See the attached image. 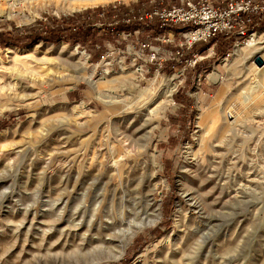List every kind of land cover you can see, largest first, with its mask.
I'll return each instance as SVG.
<instances>
[{
  "label": "rangeland",
  "instance_id": "374dc122",
  "mask_svg": "<svg viewBox=\"0 0 264 264\" xmlns=\"http://www.w3.org/2000/svg\"><path fill=\"white\" fill-rule=\"evenodd\" d=\"M141 1L158 5L0 0V32ZM253 34L260 42L244 47ZM263 34L264 25L232 36L226 54L221 40L200 43L191 49L200 68L181 51L183 36L157 41L163 31L147 26L108 44L98 62L89 45L66 41L0 49V264H264ZM143 43L161 48V59ZM184 59L189 70L179 67ZM105 171H122L124 182ZM107 182L92 219L86 208ZM234 195L235 205L224 206ZM205 198L227 217L206 215L194 203ZM133 204L146 226L126 221L128 232L91 252ZM201 216L210 224L196 234Z\"/></svg>",
  "mask_w": 264,
  "mask_h": 264
},
{
  "label": "trees",
  "instance_id": "16d2710c",
  "mask_svg": "<svg viewBox=\"0 0 264 264\" xmlns=\"http://www.w3.org/2000/svg\"><path fill=\"white\" fill-rule=\"evenodd\" d=\"M156 2L158 5L151 6L150 8L146 7V2L144 1H141L134 7H126L122 4L97 7L60 20L47 18L45 21L39 20L32 26L26 28L5 30L0 32V49L9 46L24 48L38 41L48 43L66 41L73 44H80L81 46L89 45V50L86 49L91 54V60L98 62L102 59L107 45L115 43L116 41H123L124 34L130 35L129 40L135 39L137 36L135 31L143 28V24L138 18L140 14L152 9L162 10L168 7L165 4L166 0H156ZM179 4L177 3V5ZM98 23H100L99 27L97 26ZM146 24L151 30L159 28L156 19H147ZM262 25H264V19L259 20L254 17L250 28L255 30ZM143 36L144 41L150 39L145 35ZM217 40L222 41L221 45L218 46V50L223 54L228 53L234 41L232 35L218 33L216 37L210 39L206 44H214ZM198 46L199 44L194 45L192 50H196ZM192 50L187 51L189 54L188 57L194 56L191 52ZM184 60L179 64V67H183ZM196 67L200 68L201 65L197 63L195 65Z\"/></svg>",
  "mask_w": 264,
  "mask_h": 264
},
{
  "label": "built area",
  "instance_id": "2783aa9c",
  "mask_svg": "<svg viewBox=\"0 0 264 264\" xmlns=\"http://www.w3.org/2000/svg\"><path fill=\"white\" fill-rule=\"evenodd\" d=\"M264 19V0H230L222 7L213 5L210 0H182L179 5L168 6L162 10L152 9L139 15V21L143 24L141 30L135 31L140 34L147 26V19H156L159 29L163 31V37L155 39L163 42H170L178 33L184 37L181 51H189L194 45L206 43L216 37L218 33H225L234 37H245L254 29L250 28L253 18ZM127 40L130 35L124 34ZM168 37V39L166 38ZM145 48L150 45L143 43ZM161 48L150 47L153 60H160ZM177 54L181 55L180 50ZM195 65L198 63L197 57L193 59ZM183 61L180 62V64ZM187 60H184L183 68Z\"/></svg>",
  "mask_w": 264,
  "mask_h": 264
},
{
  "label": "bare ground",
  "instance_id": "6f19581e",
  "mask_svg": "<svg viewBox=\"0 0 264 264\" xmlns=\"http://www.w3.org/2000/svg\"><path fill=\"white\" fill-rule=\"evenodd\" d=\"M46 1H49V2H54L56 5H62V6H66L67 8H71V9H83V8H87V7H92V6H96V5H102V4H107L109 2H113V1H116V0H46ZM260 36L257 35V34H253L252 35V39L249 40L246 44H243L244 47L246 48H254L256 47L257 43L260 42ZM264 37V34L263 36ZM263 40V39H261ZM241 47V46H239ZM238 47V49H239ZM261 80H260V83L262 82L264 84V77L262 74H258L257 75ZM151 89L147 90L146 92H142L140 94V96H149L151 94ZM221 95V94H220ZM121 164H118V167L120 166ZM107 172L108 174V178L110 179V181H114L115 180V174L116 173H120L119 174V183H122L124 182V177L123 175L121 174L122 171H105ZM108 182L106 183L105 187L102 188V190H98V194L95 196V202L93 203H90V205L86 208V212H92V219L95 218L99 212V209H100V202H99V199H100V193L101 191H103V193H108V190L107 189V186H108ZM237 187V186H235ZM242 190H243V200L244 203H248L249 201H247V198H250V195H251V188L247 185V184H243L242 185ZM200 192V191H199ZM235 192V191H234ZM230 193V192H229ZM240 193V192H239ZM196 194V193H195ZM234 194V193H233ZM106 195V194H105ZM207 196V195H206ZM227 196V195H226ZM237 195H234V197H230L229 198V201L226 202L225 205H231V206H234L235 205V202H236V197ZM245 197V198H244ZM192 198V197H191ZM194 198V197H193ZM201 198V197H200ZM87 199V195L84 196V203H86ZM235 199V200H234ZM238 199V198H237ZM138 200V199H137ZM139 201V200H138ZM202 201V202H200ZM199 202L200 203H197V200L194 201L195 204H200L201 207H202V210H204L206 212V215H207V210L209 211H216L217 214L219 213V215L221 214L222 216L226 214H223V212H220V210L217 211V209L214 208L215 206V203H211V204H208V201L207 199H199ZM85 205V204H84ZM193 205V204H192ZM194 206V205H193ZM111 210V209H110ZM113 211V210H112ZM90 212V213H91ZM109 212V211H108ZM107 212V214H108ZM111 212V211H110ZM109 212V214H110ZM120 215L117 217L118 219L115 220V222L113 223V226H112V233L109 234V235H106V237L108 236V240H106L104 238V236H100L98 237V241L95 242L96 245L93 246L91 252H97V251H104V250H107L109 248V246L113 245V242H115L117 240V238L119 237L118 234H124L126 232V228H124V222L128 221L129 225L132 224V222H139V226L142 227V226H146V220H139L138 219V215L140 214V210L138 209V205L137 204H133V207L128 209L125 207L123 209H121L120 211ZM200 212V211H199ZM106 213V212H105ZM197 213V212H196ZM212 213V212H211ZM231 213V212H230ZM88 214V213H87ZM116 214V213H115ZM201 214V212L199 213ZM216 214V215H217ZM118 215V214H117ZM146 216H148V214H146ZM100 217V216H99ZM149 217V216H148ZM227 217V216H226ZM150 218V217H149ZM212 218V217H211ZM220 218V217H219ZM102 219V218H101ZM115 219V218H113ZM199 223L196 225L194 232L196 234H199L200 232H203L206 230V228L209 226V222H207L204 217H200L199 218ZM207 219V218H206ZM108 220V219H107ZM99 221V220H98ZM102 221V220H101ZM104 222V221H103ZM112 222V220H111ZM211 222V220H210ZM74 224V222H73ZM112 224V223H111ZM107 225V224H106ZM109 225V224H108ZM103 226V225H102ZM90 228V227H89ZM107 228V227H106ZM110 230V229H109ZM210 231V230H209ZM128 232V230H127ZM216 235H214V237H216ZM87 237V236H86ZM89 237V236H88ZM94 238V237H93ZM94 240H97V239H94ZM206 240V237L204 238L203 237V241ZM202 241V240H201ZM86 244V243H85ZM123 244V243H122Z\"/></svg>",
  "mask_w": 264,
  "mask_h": 264
},
{
  "label": "water",
  "instance_id": "95a60500",
  "mask_svg": "<svg viewBox=\"0 0 264 264\" xmlns=\"http://www.w3.org/2000/svg\"><path fill=\"white\" fill-rule=\"evenodd\" d=\"M255 62H256L259 66H261V65L263 64V60H262V58H261L260 56L256 57Z\"/></svg>",
  "mask_w": 264,
  "mask_h": 264
}]
</instances>
